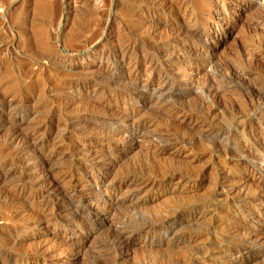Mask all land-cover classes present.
I'll return each instance as SVG.
<instances>
[{"label":"rangeland","instance_id":"rangeland-1","mask_svg":"<svg viewBox=\"0 0 264 264\" xmlns=\"http://www.w3.org/2000/svg\"><path fill=\"white\" fill-rule=\"evenodd\" d=\"M1 263L264 264V0H0Z\"/></svg>","mask_w":264,"mask_h":264},{"label":"bare ground","instance_id":"bare-ground-1","mask_svg":"<svg viewBox=\"0 0 264 264\" xmlns=\"http://www.w3.org/2000/svg\"><path fill=\"white\" fill-rule=\"evenodd\" d=\"M232 1H233V0H232ZM238 4H239V3H238ZM245 6H246V5H245ZM230 7H231V6H230ZM227 8H228V7H227ZM223 17H224V16H223ZM217 18H218V17H217ZM227 18H228V16H227ZM229 18H230V17H229ZM231 23H232V22H231ZM224 24H225V23H224ZM207 30H208V29H207ZM216 31H217V30H216ZM214 32H215V31H214ZM179 36H180V35H179ZM175 37H176V36H175ZM215 37H216V36H215ZM215 43H216V42H215ZM184 49H185V48H184ZM213 49H214V48H213ZM170 52H172V51H170ZM170 52H169V53H170ZM196 53H197V52H196ZM168 55H169V54H168ZM201 55H202V54H201ZM121 58H122V57H121ZM210 65H211V64H210ZM211 68H212V67H211ZM142 71L145 72V70H142ZM135 73H136V72H135ZM149 74H150V73H149ZM135 75H136V74H135ZM127 77H128V76H127ZM147 77H148V76H147ZM156 77H157V76H156ZM163 78H164V77H163ZM157 80L159 81V79H157ZM157 80H156V81H157ZM166 80H167V79H166ZM166 80H165V81H166ZM163 81H164V80H163ZM165 81H164V83H165ZM156 83H157V82H156ZM143 85H144V84H143ZM152 86H153V85H152ZM160 86H161V84H159V85H158L157 87H155V88H150L151 86H149V85H147L146 87H144V88H145V89H144L145 91H147V90H151V93H150L149 96L147 97V98H149L148 100H150L151 98H153L155 95H157L156 99L160 98V95H161V93H162L161 90L159 89ZM160 92H161V93H160ZM146 94H147V93H146ZM2 100H3V99H2ZM4 100H5V99H4ZM146 106H147V105H146ZM132 109H133V108H132ZM177 109H178V108H177ZM138 110H139V109H138ZM138 110H137V111H138ZM90 111H91V110H90ZM131 111H132V110H131ZM134 111H135V110H134ZM161 111H162V110H161ZM181 111H182V110H181ZM132 112H133V111H132ZM132 112H131V113H132ZM138 112H139V111H138ZM158 112H159V111H158ZM134 113H135V112H134ZM174 113H175V112H174ZM176 113H177V112H176ZM123 115H124V114H123ZM133 115H134V114H133ZM133 115H131V116H133ZM174 115H175V114H174ZM127 116H128V115H127ZM170 116H171V115H170ZM176 116H177V115H176ZM124 117H126V116H124ZM129 117H130V116H129ZM136 117H137V116H136ZM136 117H135V118H136ZM183 117H184V116H183ZM183 117H182V118H183ZM126 118H127V117H126ZM176 118H177V117H176ZM177 119H178V118H177ZM177 119H176V122H177ZM180 119H181V118H180ZM127 120H128V119H127ZM130 120H131V119H130ZM135 120H136V119H135ZM139 120H140V119H139ZM132 121L134 122V120H132ZM136 121H137V120H136ZM181 121H182V120H181ZM147 122H149V121H147ZM138 123H139V122H138ZM148 124H149V123H148ZM178 124H179V123H178ZM188 124H189V123H188ZM143 125H144V124H143ZM131 126H133V125H131ZM18 128H19V127H18ZM134 128H135V127H134ZM19 129H20V128H19ZM115 129H116V128H115ZM138 129H139V128H138ZM142 129H143V128H142ZM147 129H148V128H147ZM11 130H12V129H11ZM13 131H14L13 134H12L13 138L19 141V142H18V141H16V142H18V143H20V144H21V143H24L25 141L23 142V140H24L25 137H26V133H24V132H22L21 130H19L20 132H22V133L25 134V135H24V134L21 135L20 132L17 133V131H16V133H15V130H13ZM120 131H121V130H120ZM128 131H129L128 129L124 130V132H126V133H128ZM130 131H131V130H130ZM132 131H133V130H132ZM132 131H131V134H130V135H131L132 137L135 138L137 135H136V134H133L134 131H133V132H132ZM143 131H144V130H143ZM10 132H11V131H10ZM114 132H115V130H114ZM137 132H138V131H137ZM121 133H122V132H121ZM116 134H117V133H116ZM123 134H124V133H123ZM123 134H121V135H123ZM139 134H140V132H139ZM31 135H32V134H31ZM31 135H30V136H31ZM117 135L120 136L119 134H117ZM117 135H116V136H117ZM112 136H114V135H112ZM122 137H126L125 134H124ZM132 137H131V138H132ZM119 138H120V137H119ZM136 138H137V137H136ZM14 139H13V140H14ZM27 139H28V138H27ZM32 139H33V138H32ZM123 139H124V138H123ZM123 139H122V140H123ZM7 140H8V139H7ZM110 140H111V139H110ZM124 140H125V139H124ZM124 140H123V141H124ZM129 140H130V139H129ZM132 140H134V139H132ZM14 141H15V140H14ZM29 141H31V140H29ZM29 141H28V143H29ZM34 142H35V141H34ZM130 142H131V141H130ZM28 143H27V148H28ZM31 143H32V142H31ZM31 143H30V144H31ZM14 144H15V143H14ZM24 144H25V143H24ZM22 145H23V144H22ZM115 145H116V144H115ZM13 146H14V145H13ZM30 146H31V145H29V147H30ZM15 147H16V146H15ZM33 147H34V146H33ZM33 147H32V150H35V149H33ZM17 148H18V145H17ZM20 148H21V147H20ZM24 149H26V148H24ZM30 149H31V147H30ZM28 150H29V149H28ZM28 150H27V152H28ZM154 150H155V151H157V150H158V151H159V150H162V147L157 146V147H155ZM88 151H89V150H88ZM245 151H246V150H245ZM34 152H35V151H34ZM36 152H37V151H36ZM95 152H96V151H95ZM19 154H20V153H19ZM27 154H28V153H27ZM36 154H39V153H36ZM23 155H24V154H23ZM28 155H29V154H28ZM30 156L32 157L33 155H30ZM40 156H42V155H40ZM33 157H34V156H33ZM35 157H37V155H36ZM38 157H39V156H38ZM42 158H43V156H42ZM93 158H94V157H93ZM31 159H32V158H31ZM36 159H38V158H35V160H36ZM33 161H34V159H33ZM43 162H44V161H43ZM46 163H47V162H46ZM102 164H103V163H102ZM101 166H103V165H101ZM100 168H101V167H100ZM56 173H57V172H56ZM175 173H176V172H175ZM63 175H64V174H63ZM65 175H66V174H65ZM165 176H166V174H165ZM169 177H170V176H169ZM134 179H135V181L140 180V179H141V176H135ZM47 180H48V179H47ZM51 180H53V179H51ZM170 180H171V179H170ZM148 181H149V180H148ZM51 182H52V181H51ZM51 182H50V183H51ZM143 182H144V181H143ZM50 183H49V184H50ZM119 183H120V181H119ZM155 183H156V182H155ZM72 184H73V183H72ZM55 185H57V183H56ZM142 185H143V184H142ZM48 186H49V185H48ZM148 186H149V185H148ZM105 187H106V186H105ZM117 187H118V186H117ZM53 188H54V187H53ZM107 188H108V187H107ZM49 189H50V188H49ZM51 189H52V188H51ZM54 189H55V188H54ZM57 189H58V188H57ZM57 189H56V190H57ZM71 189H72V187H71ZM77 189H78V188H77ZM52 190H53V189H52ZM58 190H59V189H58ZM74 190H75V189H74ZM74 190H73V191H74ZM40 191H41V190H40ZM75 191H76V190H75ZM102 191H103V190H102ZM108 191H109V193H110V197H109V198L112 199V200L110 199L111 203H113V205L116 204V203H119L118 199L114 197V194L112 193L113 195H111L112 188H111V190H109V189H106V190H105V192H107V193H108ZM114 191H115V190H114ZM165 191H166V190H165ZM58 192H59V191H58ZM60 192H61V191H60ZM64 192H65V194H70V193H69V192H70L69 189H68V190L65 189ZM64 192H63V194H64ZM33 193H34V192H33ZM40 193H41V192H40ZM44 193H46V192H43V194H44ZM47 193L49 194V192H47ZM101 193H102V192H101ZM109 193H108V194H109ZM115 193H116V192H115ZM41 194H42V193H41ZM48 194H47V195H48ZM50 194H51V193H50ZM56 194H57V193H56ZM257 194H258V193H257ZM53 195H54V194H53ZM53 195H52V196H53ZM57 195H58V194H57ZM57 195H56V196H57ZM70 195H71V194H70ZM68 196H69V195H68ZM61 197H62V196H60L59 199H60ZM64 197H65V196H64ZM70 197H71V196H70ZM107 198H108V197H107ZM55 199H56V198H55ZM52 200H54V197H53ZM105 200H106V199H105ZM68 201H69V200H68ZM65 202H66V199H65ZM72 202H73V201H72ZM74 202H75V201H74ZM108 204H109V203H108ZM43 205H45V204H43ZM52 205H53V204H52ZM103 205H104V204H103ZM103 205H102V206H103ZM106 205H107V204H106ZM56 206H57V205H56ZM109 206H110V205H109ZM189 206H190V205H189ZM193 206H194V205H193ZM47 207H48V205H47ZM59 207H60V206H59ZM99 207H100V206H99ZM106 207H107V206H106ZM54 208H55V207H54ZM64 208H65V207H64ZM186 208H187V207H186ZM42 209H43V208H42ZM51 209H53V206H52ZM97 209H98V208H97ZM109 209H111V208L109 207ZM197 209H198V208H197ZM28 210H29V209H28ZM53 210H54V209H53ZM18 211H19V210H18ZM50 211H51V210H50ZM106 211H107V209H106ZM47 212H48V211H47ZM47 212H46V213H47ZM96 212H97V211H96ZM110 212H111V211H110ZM28 213H29V211H28ZM32 213H34V211H32ZM36 214H37V213H36ZM36 214H35V215H36ZM16 215H17V213H16ZM40 215H41V213H40ZM73 215H74V214H73ZM44 216H45V215H44ZM74 217L76 218V216H74ZM74 217H73V218H74ZM73 218H72V219H73ZM67 219H68V218H67ZM74 222H75V221H74ZM73 225H74V224H73ZM123 237H124V236H123ZM253 239H254V238H253ZM253 239H252V240H253ZM114 240H115V239H114ZM120 240H121V239H120ZM122 240H123V239H122ZM247 240H248V239H247ZM249 240H250V237H249ZM249 240H248V242H249ZM117 241H118V240H117ZM118 244H119V243H118ZM249 244H251V243L249 242ZM122 245H123V243H122ZM126 245H127V243H126ZM42 246H43V245H42ZM45 247H46V246H45ZM49 247H50V246H49ZM49 247L44 248V252H42L43 250H40V251H41L43 254L46 253L45 251H47V253H48V252L51 253L52 248H49ZM119 247H120V246H119ZM122 247H123V246H122ZM251 247H252V246H251ZM251 247H250V248H251ZM40 248H41V247H40ZM40 248H38V250H39ZM124 248H125V247H124ZM37 252H38V251H37ZM42 253H41V254H42ZM122 253H123V252H122ZM69 254H71V253H69ZM49 256H50V255H49ZM50 257H51V256H50ZM189 260H190V259H189ZM1 264H3V263H1Z\"/></svg>","mask_w":264,"mask_h":264},{"label":"built area","instance_id":"built-area-1","mask_svg":"<svg viewBox=\"0 0 264 264\" xmlns=\"http://www.w3.org/2000/svg\"><path fill=\"white\" fill-rule=\"evenodd\" d=\"M96 1H101V0H96Z\"/></svg>","mask_w":264,"mask_h":264}]
</instances>
